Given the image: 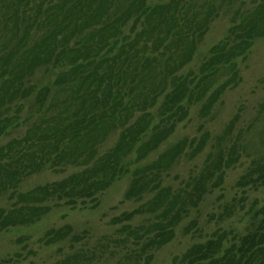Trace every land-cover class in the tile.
Returning <instances> with one entry per match:
<instances>
[{
  "label": "trees",
  "instance_id": "16d2710c",
  "mask_svg": "<svg viewBox=\"0 0 264 264\" xmlns=\"http://www.w3.org/2000/svg\"><path fill=\"white\" fill-rule=\"evenodd\" d=\"M244 5V0H0V140L7 137L0 145V232L32 226L52 207L93 210L107 188L126 180L122 201L137 206L109 220L133 238L126 258H140L171 240L177 224L219 190L238 159L234 145L214 146L198 172L173 187L165 183L166 173L181 157L197 156L208 136L182 137L159 149L190 109L201 118L212 111L237 82L239 59L264 39V0ZM226 12L231 14L226 34L196 71L184 73L208 25ZM46 168L76 171L20 191L23 179ZM262 186L264 153L235 183L242 192ZM253 210L237 245L220 252L222 233L192 245L179 264H264V204L246 213ZM141 216L147 217L132 226ZM43 237L45 245L83 240L69 225L47 229ZM79 253L72 255L74 262Z\"/></svg>",
  "mask_w": 264,
  "mask_h": 264
},
{
  "label": "rangeland",
  "instance_id": "374dc122",
  "mask_svg": "<svg viewBox=\"0 0 264 264\" xmlns=\"http://www.w3.org/2000/svg\"><path fill=\"white\" fill-rule=\"evenodd\" d=\"M244 3L247 7L249 0H244ZM230 19L231 14L226 12L211 21L184 73L196 71L208 49L226 34ZM237 69V82L227 88L212 111L201 118L194 108L190 109L187 120L177 126L174 134L159 149L182 137L195 138L202 132L208 136L203 150L197 156L191 160L181 157L166 173L165 183L173 187H181L189 176L195 175L206 153L214 146L228 149L234 145L238 154L236 163L225 171L219 190H213L205 196L197 213L190 214L177 224L171 240L158 248L144 251L140 258H126L127 252L131 251L133 238L120 233L119 226H111L109 220L122 212L131 211L137 204L122 201L127 183L126 180H120L103 192L99 205L93 210L52 207L48 215L32 226L0 232V264H179L192 245L222 233L225 236L220 252L230 244L238 243L249 230L248 223L255 210L246 211L264 204L263 186L256 190L245 188L243 192L235 187L250 161L264 153V39L253 42L244 59H239ZM230 122L231 127L227 128ZM6 140L7 137L1 139L0 145ZM74 171L75 168H67L62 172L51 168L40 170L23 179L20 191L60 180ZM193 216H196V223L187 229ZM146 217L134 219L131 225L142 223ZM63 225H69L75 234L83 238L82 242L72 244L67 240L45 245V231ZM76 251H80V258L74 262L72 255Z\"/></svg>",
  "mask_w": 264,
  "mask_h": 264
}]
</instances>
